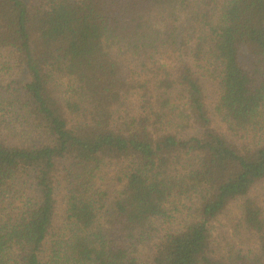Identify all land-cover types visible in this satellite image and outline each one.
Segmentation results:
<instances>
[{"label":"trees","instance_id":"obj_1","mask_svg":"<svg viewBox=\"0 0 264 264\" xmlns=\"http://www.w3.org/2000/svg\"><path fill=\"white\" fill-rule=\"evenodd\" d=\"M262 182L264 0H0V264H264Z\"/></svg>","mask_w":264,"mask_h":264},{"label":"rangeland","instance_id":"obj_2","mask_svg":"<svg viewBox=\"0 0 264 264\" xmlns=\"http://www.w3.org/2000/svg\"><path fill=\"white\" fill-rule=\"evenodd\" d=\"M253 196H257L260 200H264V182H262L259 186H257L251 193ZM237 203H233L229 210L226 212L224 216L219 218L216 225L219 230L226 231L228 230L227 224L231 221H234L235 215L237 213Z\"/></svg>","mask_w":264,"mask_h":264}]
</instances>
